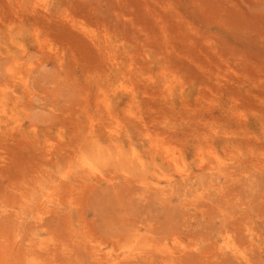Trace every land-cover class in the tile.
I'll use <instances>...</instances> for the list:
<instances>
[{
	"label": "rangeland",
	"instance_id": "1",
	"mask_svg": "<svg viewBox=\"0 0 264 264\" xmlns=\"http://www.w3.org/2000/svg\"><path fill=\"white\" fill-rule=\"evenodd\" d=\"M61 2L85 20L75 24L81 35L34 9L33 0H0V111L21 117V110L27 112L24 128L42 116L40 93L60 81V61L55 50L41 56L42 42L29 33L46 30L82 67L101 71L93 78L106 87L88 99L97 142L118 141L125 149L131 144L159 172L173 175L162 193L150 191L131 213L145 225L136 231H147L157 245L171 246L173 235L180 244L198 242L199 252L171 257L181 264H207L213 256L215 264H233L219 250L247 246L245 222L264 245V0ZM101 25L102 38L95 28ZM101 43L105 68L94 49L100 51ZM164 93L166 108L156 101ZM0 147V239L15 233L20 245L34 246L44 238L46 246L35 254L48 264H89V246L74 242L73 229L81 224L91 238L114 249L142 239L124 217L130 199L142 191L136 183L90 186L70 216L50 211L37 221L30 211L40 197L37 184L51 179L42 169L63 164L65 157L46 160L17 135ZM185 196L195 208L185 210ZM169 258L149 249L124 264ZM250 259L264 262V247H253Z\"/></svg>",
	"mask_w": 264,
	"mask_h": 264
},
{
	"label": "clouds",
	"instance_id": "2",
	"mask_svg": "<svg viewBox=\"0 0 264 264\" xmlns=\"http://www.w3.org/2000/svg\"><path fill=\"white\" fill-rule=\"evenodd\" d=\"M32 7L38 9L45 17L53 18L57 22L67 25L78 34L80 33L75 30L77 20L85 23L82 17L73 15L70 7L63 6L61 0H33ZM95 28L98 37L102 38L103 25ZM33 33L42 42L41 56L52 55L55 50L54 54L60 61V81L48 85L45 91L40 93L43 97V114L39 119H33L29 127H21L22 119L28 118L27 112L21 110L24 113L21 117L16 112L0 111V145L8 137L17 135L42 153L44 159L47 160L54 154H60L65 157V162L57 164L55 168L45 167L42 169L43 173L50 176L51 179L46 184L39 182L37 184L40 189V197L30 209L33 213L32 218L39 221L43 215H47L50 211L70 216L79 207L81 199L90 186L100 183L117 184L132 181L142 191L130 199V212L125 213L124 217L131 220L130 227L134 232L140 234L142 239L135 246H129L128 242H125L118 244L114 249L106 246L100 240L91 238L87 228L81 224L78 228L73 229L74 242L81 241L89 246L92 257L89 264H124L126 261L135 260L137 256L149 249L158 252L161 256L170 257L161 260L159 264H181L179 260L171 259V257L183 255L185 252H199L200 244L198 242L180 244L178 237L173 235L171 246L167 242L157 245L147 239V231H136L145 225L136 223L131 217V213L146 202L145 196L150 191L162 193L173 181V175L159 172L151 161L142 158L131 144L125 149L118 141L110 142L107 145L97 142L94 130L89 124V120H91L95 125L97 118L88 112V99L91 95L96 94L97 88L106 87L102 79L93 78L94 73H101V71L96 68L82 67L75 53L57 44L46 30L36 27L29 35L33 37ZM94 49L105 68L102 56L103 44L101 43L100 51ZM66 84L72 85L71 89L62 91L61 89ZM164 97V99L156 101L166 108L168 103L166 93H164ZM136 121L143 125V120ZM41 126L44 131H41ZM144 140L147 141V148L152 149L151 141L145 138ZM2 151L3 149L0 147V152ZM2 163L3 156L0 155V164ZM193 163L195 166L197 165V157L194 158ZM172 172L179 176L181 181L185 180L183 174H177L174 168H172ZM160 181H164V183H160ZM183 206L185 210L195 208L189 196L183 197ZM196 210L199 211V209ZM147 227H151V225L149 224ZM245 229L248 230L245 233L248 238L247 246L237 245L235 248L219 250L223 254H229L233 258V264H257L250 259L252 248L264 247V245L257 244L260 237H256L249 222L244 223ZM19 241L20 236L15 233L11 239H0V264H48L47 261L38 258L35 254V250H42L46 246L44 238L39 239L34 246L32 242H26L22 246ZM47 243H52V241L49 239ZM63 250L69 251L68 249ZM212 251L219 253L215 246ZM68 264H72V262H68ZM75 264H84V262L76 261ZM207 264H215V256ZM260 264H264V262H260Z\"/></svg>",
	"mask_w": 264,
	"mask_h": 264
},
{
	"label": "bare ground",
	"instance_id": "3",
	"mask_svg": "<svg viewBox=\"0 0 264 264\" xmlns=\"http://www.w3.org/2000/svg\"><path fill=\"white\" fill-rule=\"evenodd\" d=\"M113 217V216H112Z\"/></svg>",
	"mask_w": 264,
	"mask_h": 264
}]
</instances>
